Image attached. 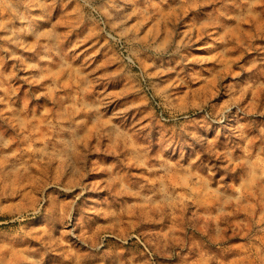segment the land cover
I'll list each match as a JSON object with an SVG mask.
<instances>
[{"label":"clouds","instance_id":"clouds-1","mask_svg":"<svg viewBox=\"0 0 264 264\" xmlns=\"http://www.w3.org/2000/svg\"><path fill=\"white\" fill-rule=\"evenodd\" d=\"M0 264H264V0H0Z\"/></svg>","mask_w":264,"mask_h":264},{"label":"rangeland","instance_id":"rangeland-1","mask_svg":"<svg viewBox=\"0 0 264 264\" xmlns=\"http://www.w3.org/2000/svg\"><path fill=\"white\" fill-rule=\"evenodd\" d=\"M200 49H197V51H199ZM91 51V50H90ZM85 55H88V53H85ZM83 59H84V57L83 56H81L80 58H79V60L82 62L83 61ZM99 62H100V59L99 58H97L96 59V61H95V63L92 65L93 67H95L96 66V64H99ZM103 72H104V69H100V72L98 73V75L99 74H103ZM120 85H118L117 83H115V82H113L112 84H111V87L109 88V91H112V92H118L119 90H120ZM99 90V89H98ZM128 100H130V98H125L124 100H116L115 102H114V104L112 105V108H113V110H115V108L117 107V106H122L124 103H125V101H128Z\"/></svg>","mask_w":264,"mask_h":264}]
</instances>
